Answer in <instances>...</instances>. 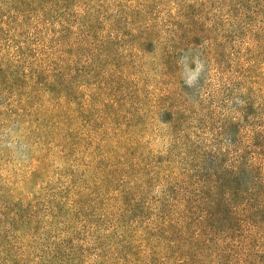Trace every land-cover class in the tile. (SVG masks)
Listing matches in <instances>:
<instances>
[{"label":"rangeland","instance_id":"obj_1","mask_svg":"<svg viewBox=\"0 0 264 264\" xmlns=\"http://www.w3.org/2000/svg\"><path fill=\"white\" fill-rule=\"evenodd\" d=\"M261 129L264 0H0V261L156 264L164 183L193 196L202 155L264 172ZM241 220L212 264H264V211Z\"/></svg>","mask_w":264,"mask_h":264},{"label":"trees","instance_id":"obj_2","mask_svg":"<svg viewBox=\"0 0 264 264\" xmlns=\"http://www.w3.org/2000/svg\"><path fill=\"white\" fill-rule=\"evenodd\" d=\"M43 12L39 14L42 17L40 19H44L47 15L46 11ZM53 14L56 13L53 12ZM50 17L56 19V16ZM61 34H64V32ZM58 64L45 69V73L42 69L43 75L39 74L37 78L35 77L29 81H34L35 84L40 86H47V83L48 85L53 84V81L60 76L59 73H62L61 68L67 67L66 64L68 63L62 59L61 63ZM23 77L28 78L27 75ZM72 78L67 76L64 81L68 80L70 82ZM2 85L5 89L6 82ZM14 85L15 83H12L7 88L9 92H13ZM254 133L257 137H264V129L258 132L252 131L251 136ZM245 154L243 152L236 155V159L228 166H223V162L220 164V162L215 161L216 159H212V156L208 159L204 155L201 159L198 158L200 163L193 171V177L197 180L195 188L199 186L200 189L195 190L193 188V196L192 193L187 191L186 187H183L185 184L182 181H178L173 185L168 181L164 183L165 194L164 196L161 194V197L156 199L157 207L155 209L160 225L164 226L166 232L163 254H165V257L169 256L167 258L171 259L172 264H212L213 261L210 259H217L216 257L219 259L220 256L211 253L217 245L209 237L214 233L231 232L235 227L240 226L241 221H243L241 218L256 217L263 213L264 172H260V169L249 163ZM216 158L217 160L221 158L222 161L229 160L221 151L216 153ZM205 159L206 161H204ZM201 175H203V178H201ZM234 197L241 200L239 205L235 204ZM240 206L242 208H239ZM198 212L200 215L196 216ZM252 219L249 218L248 221ZM254 220L257 221V218ZM192 227L195 228L193 238L186 236ZM153 229H155V233L158 232L157 227H153ZM177 229L182 231L184 235L182 238L178 236ZM52 230L54 229L52 228ZM62 232V229L53 231L55 236L52 237V240L57 242L55 244L58 246L54 250V254L62 253L61 250L73 252L75 250L73 247L78 246L75 235L71 230H67L64 235ZM237 232L235 230L233 234ZM159 235H157L158 238ZM165 257L158 260L156 264L169 262L165 260ZM78 261H80V258L75 260L74 264ZM171 262L168 264H171ZM9 263L15 264L16 261L10 259ZM49 263H51L50 257ZM0 264H5V262L0 261Z\"/></svg>","mask_w":264,"mask_h":264},{"label":"clouds","instance_id":"obj_3","mask_svg":"<svg viewBox=\"0 0 264 264\" xmlns=\"http://www.w3.org/2000/svg\"><path fill=\"white\" fill-rule=\"evenodd\" d=\"M193 78H194V76H190V77H189V82H190V81H191V79H193Z\"/></svg>","mask_w":264,"mask_h":264}]
</instances>
